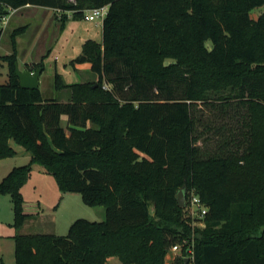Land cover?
Listing matches in <instances>:
<instances>
[{
    "label": "trees",
    "instance_id": "1",
    "mask_svg": "<svg viewBox=\"0 0 264 264\" xmlns=\"http://www.w3.org/2000/svg\"><path fill=\"white\" fill-rule=\"evenodd\" d=\"M27 6L56 11L63 28L94 8L108 14L103 43L86 41L71 62L88 64L94 81L56 75L65 101L23 88L17 55L7 56L0 160L21 146L62 193L81 194L105 219H78L65 236L20 234L33 217L22 196L33 165L15 167L0 182L15 211V264H176L165 260L173 244L189 245L193 264H264V12L252 16L264 0H0L1 16ZM212 94L247 101L237 109L250 115L208 126L211 150L198 144L194 112ZM193 191L203 217L191 212Z\"/></svg>",
    "mask_w": 264,
    "mask_h": 264
},
{
    "label": "rangeland",
    "instance_id": "2",
    "mask_svg": "<svg viewBox=\"0 0 264 264\" xmlns=\"http://www.w3.org/2000/svg\"><path fill=\"white\" fill-rule=\"evenodd\" d=\"M5 10V8H0V16ZM7 11L10 13L9 9ZM53 12L56 15L57 12ZM53 12L45 13L42 10L21 9L19 12H15L16 14L14 13L16 16L12 19L13 27H9L12 36L6 32L4 41L0 42V84H5L9 80V63L6 56L17 55L16 63L20 70L24 68L23 61L37 58L39 62L44 63L40 88L43 96L65 101L69 97L68 90H64L60 95L56 92V75L59 74L61 80L66 84L94 81V74L90 71L88 64L73 67L71 62L82 53L86 41L103 43V20L93 22L71 18L63 28L61 22L55 19ZM263 12L264 7L253 11L252 16L257 18ZM13 15L9 14V21ZM13 33L16 35L13 36ZM229 93L226 92L223 96L227 97ZM219 97L220 94H212L209 105L199 104L194 112V116L199 121V133L202 131L204 133L202 141L198 144L211 150L216 148V141H209L210 137L214 136V132L213 130L207 131L208 126L215 129L220 123H227L232 120L233 115L235 116L236 110L241 109L243 117L250 115L249 109L244 106L237 109L240 103L247 101L237 98L221 100ZM223 103L231 104L225 117L220 113ZM220 117L221 122L212 124L214 120L220 121ZM19 149L14 158L0 160V182L10 174L13 168L33 165L30 178L22 188V196L23 211L34 218L26 222L20 234H38L39 232L46 234L54 230V234L65 236L69 234L72 225L78 219L99 222L105 219L102 213L85 203L81 194L62 193L55 177L45 173L24 148L20 146ZM41 216H46V219ZM198 227L204 228V224H199ZM17 233L11 195H0V264H15V236ZM176 246L179 248L175 249ZM189 249V245L182 247L180 244H173L169 247L165 260L167 263L176 264H186L187 260L188 264H193V254ZM109 264L124 263L116 256L109 258Z\"/></svg>",
    "mask_w": 264,
    "mask_h": 264
},
{
    "label": "built area",
    "instance_id": "3",
    "mask_svg": "<svg viewBox=\"0 0 264 264\" xmlns=\"http://www.w3.org/2000/svg\"><path fill=\"white\" fill-rule=\"evenodd\" d=\"M9 12L12 15L16 12L14 9H9ZM60 13V11H58ZM3 15L1 17L0 27L4 29L5 25L9 21V14ZM108 14V6H104L101 8H94L86 12L85 19L88 21H101L104 20ZM189 206L193 215H197L203 217L207 214V209L204 207L200 197L194 193H191L189 198ZM179 246H176L175 249H178Z\"/></svg>",
    "mask_w": 264,
    "mask_h": 264
},
{
    "label": "water",
    "instance_id": "4",
    "mask_svg": "<svg viewBox=\"0 0 264 264\" xmlns=\"http://www.w3.org/2000/svg\"><path fill=\"white\" fill-rule=\"evenodd\" d=\"M43 73L42 68L36 70H20L18 64L16 63V74L20 79V84L23 88L28 90L39 89L40 77ZM177 200L181 207H186L187 205V188L184 186L177 193ZM188 264V261L185 262Z\"/></svg>",
    "mask_w": 264,
    "mask_h": 264
},
{
    "label": "crops",
    "instance_id": "5",
    "mask_svg": "<svg viewBox=\"0 0 264 264\" xmlns=\"http://www.w3.org/2000/svg\"><path fill=\"white\" fill-rule=\"evenodd\" d=\"M23 9H30V10H36V11H39V10H42V12H49V11H54V10H52V9H48V8H43V7H33V6H27V7H25V8H23ZM20 11V9L19 10H16V13L17 12H19ZM15 13V14H16ZM13 15V16H11V19H10V21H9V23H8V25L6 26V28H4L3 29V34L0 36V42H2V41H4V38H5V36H6V32H11V29H9V27L10 26H12V19L16 16V15ZM53 14H54V17H55V19L57 20V17H56V15H55V13L53 12ZM13 27V26H12ZM16 33H13V36L15 35ZM10 35H11V33H10ZM12 36V35H11ZM7 55V54H6ZM7 57V56H6ZM23 63H24V68L22 69V71L23 70H29V69H27V65H34V64H37V63H39V60L37 59V58H34V60H29V61H23ZM43 74V73H42ZM41 77H42V75H41ZM41 77H40V86H39V88H41ZM59 95L62 93H60V92H57ZM61 97V96H60ZM67 99V98H66ZM65 99V100H66ZM60 100H63V99H60ZM64 101V100H63ZM17 150L19 151L20 149L17 147ZM96 210H98L100 213H102L103 214V216H104V218H105V209L104 208H97ZM28 214V213H27ZM30 215V214H29ZM42 218H45L46 219V216H41ZM34 217H32L31 219H33ZM31 219H29V220H31ZM28 220V221H29ZM53 232H54V230H53Z\"/></svg>",
    "mask_w": 264,
    "mask_h": 264
}]
</instances>
